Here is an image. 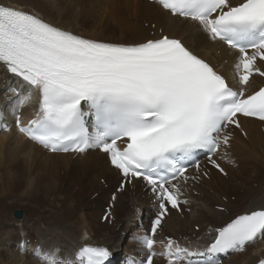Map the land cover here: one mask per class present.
<instances>
[{"label":"snow or ice","instance_id":"snow-or-ice-1","mask_svg":"<svg viewBox=\"0 0 264 264\" xmlns=\"http://www.w3.org/2000/svg\"><path fill=\"white\" fill-rule=\"evenodd\" d=\"M155 3L235 53L236 86L179 38L162 33L132 44L89 39L0 4V67L15 78L7 85L8 107L16 130L49 152L98 150L121 174V190L145 183L156 211L150 231L137 237L145 257L132 264H154L157 255L166 256L167 264H222L216 254L243 252L264 240V207L216 228L203 251L168 238L166 251L158 253L154 237L174 210L189 203L181 199L189 182L209 176L200 155L226 174L213 157H227L233 131L242 128L240 117L264 122V87L247 92L253 76L264 77V0ZM34 97L38 107L25 124L21 108ZM11 127L0 112V131ZM18 250H26L25 242ZM30 251L40 264H107L111 255L107 247L87 244L71 261L58 247L37 244Z\"/></svg>","mask_w":264,"mask_h":264},{"label":"bare ground","instance_id":"bare-ground-1","mask_svg":"<svg viewBox=\"0 0 264 264\" xmlns=\"http://www.w3.org/2000/svg\"><path fill=\"white\" fill-rule=\"evenodd\" d=\"M0 4L19 10L30 6L32 14L38 15L49 23H52L49 18L52 16V12L46 6H53L56 9L58 5L57 8L62 7L57 10L60 23L54 25L85 38L126 44H132L130 43L131 36L126 37V34L129 33L128 30L118 26L115 18L119 17L120 13L131 10L134 25L141 26V19H144L147 24L154 23L166 34L169 33L168 35L171 37L182 38L191 49L203 58L217 63L221 60L220 57L231 56L234 59L231 68L234 69L235 53L233 51L219 42L211 41L205 34L197 31L198 27L195 23L172 17L158 5L145 0H4ZM42 13H46L49 17L43 16ZM69 19L71 21H68ZM72 26L97 38L83 36V33L78 34L71 29ZM117 35H119L117 41L103 39L105 36L112 39ZM215 50H220V56L214 54ZM7 78L0 67V80L6 81ZM255 82L256 79H253L250 83L248 87L250 91H253L252 86ZM1 95L0 91V100L3 99ZM5 114L12 122L14 121L9 107L5 109ZM242 125L247 133V141L244 142L236 137L234 143L237 148L234 146L233 152L230 149L231 154L236 163L241 161L242 168L239 165V171L241 170L243 173L244 167L251 169L249 176L254 175L249 184L258 182L259 185H263L264 133L259 132L260 125L254 121L242 119ZM241 148L249 149L251 153L244 155ZM59 167L64 168L63 177L59 175ZM81 172L85 173L84 178H81ZM99 177H103L111 188L117 185L118 177H121V174L110 165L106 154L100 151L87 152L73 159L68 155L47 153L26 140L13 127L7 133H0V264H40V261L30 251L31 247L35 246L34 240L37 243H45L43 247L45 250L50 248L49 244L58 245L63 249V253L76 249L87 242L97 245L94 241L86 240H98L106 235L112 236L111 240H116L118 233L112 232L111 228L101 225L99 222V213L102 211L100 204L108 197L106 192L100 190L97 185L96 178ZM72 186L77 188L75 192ZM215 186V190L225 194L231 192L234 194L238 190L232 185L226 184L222 179H219ZM137 189L136 186V191ZM89 190L99 193L97 199L91 200L88 196H83ZM198 190L201 195L194 197V202L204 212L209 213V217L205 218L201 214L187 215L185 216L187 219L184 221L177 217L174 219H170V217L166 220V228L169 233L174 235L188 233V218L192 220V224H199L203 229L208 225H223L238 208L249 206L247 209L249 211L264 207L263 195L256 194L257 190L246 189L239 196L235 206L226 205L231 214L225 216L226 214L213 209L219 199L215 191L210 194L212 189L205 183ZM120 199H131L140 205L143 204L141 197H133L127 190L120 195ZM11 200L12 202L9 204ZM17 203L26 204L28 210L20 222L23 237L18 235L17 229L10 230V220H8L11 206L19 205ZM95 207H99L98 210ZM93 209H95L94 216L91 214ZM239 211L237 214L246 212ZM115 213L119 217L122 210L117 206ZM124 213L126 211L123 212V215ZM191 233L194 232L191 231ZM205 238L206 236L203 234L195 235L197 245L202 244ZM21 240L25 243L29 242L28 251H26L28 255L19 254V250L15 248V243L19 244ZM254 244L256 245L257 242ZM131 247L130 244L126 245V253ZM249 247H246L243 254L230 257L228 262L230 264H254L257 256L264 255V241H260L254 249L247 251ZM110 248L114 249V247Z\"/></svg>","mask_w":264,"mask_h":264},{"label":"rangeland","instance_id":"rangeland-1","mask_svg":"<svg viewBox=\"0 0 264 264\" xmlns=\"http://www.w3.org/2000/svg\"><path fill=\"white\" fill-rule=\"evenodd\" d=\"M0 2L1 3H3L4 2V0H0ZM58 6V5H57ZM57 6H56V9L53 7V6H51V7H49V6H46L48 9H50V11L52 12V16L51 17H49L46 13H42V15L43 16H45V17H49L50 18V21L53 23V24H59L60 23V16L58 15V12H57V10L58 9H60V8H62V7H59V8H57ZM28 7V8H27ZM27 7H23V10H25V11H27V12H29V13H31V7L30 6H27ZM53 7V8H52ZM47 8H45V9H47ZM53 10H52V9ZM47 9V10H48ZM49 11V10H48ZM49 11V12H50ZM120 16L119 17H116L115 18V21H116V24L118 25V26H120V27H124V29L125 30H128L127 32H129L128 34H126L127 36L126 37H130L131 36V38L132 37H137V40H136V42L137 41H140V40H144L143 38H146V37H144V34L147 32L146 30L147 29H145V28H143V27H141V26H137V25H134L135 23H134V21H133V13H132V11L130 10V11H125V12H122V13H120L119 14ZM59 16V17H58ZM58 18H59V21H58ZM68 21H71V19H69ZM139 22V21H138ZM62 23V22H61ZM73 27V26H72ZM71 27V29H73V31L74 32H76V33H78V34H82L83 32L81 31V30H79V29H76V27L74 28H72ZM75 29H76V31H75ZM161 31H163V29L162 28H159ZM145 30V31H144ZM139 33V34H136V33ZM164 33H166L165 31H163ZM84 35L83 36H90L91 34H89L88 35V33H83ZM169 34V33H168ZM172 34V33H171ZM90 37H93V38H97V37H94V36H90ZM108 39V40H110V41H117V40H119V35H117L116 37H114V38H112V39H110L109 37H107V36H105V37H103V39ZM146 39H148V38H146ZM131 42V41H130ZM241 151L244 153V155L245 154H250L251 153V151L250 150H247V149H243V148H241ZM101 155H103V154H101ZM104 156V155H103ZM259 157V156H258ZM244 165V164H243ZM250 169V168H249ZM249 169L247 168V167H244V169H243V173L241 174V172L238 170L237 172H236V175H234V176H232L230 179H224V178H222L223 180H227L228 181V184H231L233 187H235V189H238L237 190V192L238 193H241L242 192V190H240V189H245V188H247L250 184H249V182H250V180L251 179H253L252 178V176L254 175V174H252V176H249L250 175V173H251V169H250V171H249ZM241 175V176H240ZM214 177H215V180L214 181H212L210 184L209 183H207V185L209 186V188L210 189H212L213 191H215V193L217 194V196H220L219 197V199H217V200H220V201H222L223 200V196H221V195H223V194H225V193H222V192H220V191H217V190H215L216 189V186H215V183L219 180V179H221V177H218V175H214ZM240 182H241V187H239L240 186ZM260 187V188H259ZM251 189H254V191L255 190H257L258 192H259V194H260V196H262L261 194H262V192L264 193V187H262V186H257L256 187V185H252V187H250ZM247 190H249V189H247ZM236 193V192H235ZM233 194L232 192L230 193V194H232V197H231V195L230 196H228L227 198H228V200H229V202L231 203V204H233V205H229V206H235L236 205V202H237V199L239 198V196L240 195H238V193L237 194ZM219 194V195H218ZM257 194V193H256ZM235 196V197H234ZM238 196V197H237ZM264 196V195H263ZM236 200V201H235ZM11 202H12V200L11 201H9V204H11ZM17 204H19V203H17ZM14 206V205H13ZM13 206H11L12 208H11V210L9 211V214H8V220H11V212H12V210L14 209V208H17V210H24L25 211V215L28 213V210H27V206H26V204H23V203H20L19 205H16L15 204V206L13 207ZM16 210V209H15ZM244 211V210H243ZM247 211V210H246ZM240 212V211H239ZM229 214H231V213H229ZM229 214H226L225 216H227V215H229ZM175 218V216H171V218L170 219H174ZM188 222H189V225H188V227H187V229H188V233L189 232H191V231H193L194 233H195V230H194V225L195 224H192L191 222H192V220L191 219H189L188 218V220H187ZM19 223V222H18ZM197 226H199V224H197ZM19 227H20V225H17V224H15V222L14 221H11L10 222V230H13V229H19ZM30 226L28 225V228H29ZM202 227V226H201ZM41 228V227H40ZM190 234V233H189ZM19 235V234H18ZM20 237H23V235H19ZM108 236L109 235H106V236H104V238H102L103 239V241H107V240H111V237H109L108 238ZM99 239L100 238H98V241H99ZM97 240V239H96ZM116 240H118L117 238H116ZM111 241H113V240H111ZM262 241H264V240H262ZM95 242H97V241H94V243ZM260 243V242H259ZM95 244H98V243H95ZM107 245V244H106ZM109 246V245H108ZM109 247H112V246H109ZM17 249V248H16ZM115 249V248H114ZM113 249V250H114ZM26 251H28V249L26 250ZM252 252V251H251ZM26 255H28L27 253H26ZM232 260V259H231ZM162 264V263H161ZM228 264H230L229 262H228Z\"/></svg>","mask_w":264,"mask_h":264},{"label":"water","instance_id":"water-1","mask_svg":"<svg viewBox=\"0 0 264 264\" xmlns=\"http://www.w3.org/2000/svg\"><path fill=\"white\" fill-rule=\"evenodd\" d=\"M13 217L16 218V219H21L22 218V213L16 211V212L13 213Z\"/></svg>","mask_w":264,"mask_h":264}]
</instances>
